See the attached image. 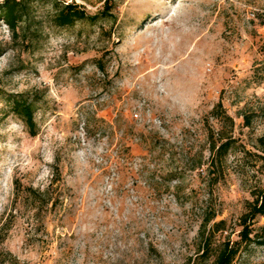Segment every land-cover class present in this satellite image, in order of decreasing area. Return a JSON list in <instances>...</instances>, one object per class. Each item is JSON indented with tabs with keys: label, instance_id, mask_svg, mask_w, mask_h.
<instances>
[{
	"label": "rangeland",
	"instance_id": "1",
	"mask_svg": "<svg viewBox=\"0 0 264 264\" xmlns=\"http://www.w3.org/2000/svg\"><path fill=\"white\" fill-rule=\"evenodd\" d=\"M66 4L94 19L58 26ZM30 5L17 35L0 20V264H192L208 215L215 246L241 241L264 188V0ZM252 230L237 264H264V216Z\"/></svg>",
	"mask_w": 264,
	"mask_h": 264
},
{
	"label": "trees",
	"instance_id": "2",
	"mask_svg": "<svg viewBox=\"0 0 264 264\" xmlns=\"http://www.w3.org/2000/svg\"><path fill=\"white\" fill-rule=\"evenodd\" d=\"M34 0H4L0 2V20H2L10 28L14 35L18 34V30L22 23H24L29 14L31 5ZM94 19L90 17L85 10L78 8L74 4H66L63 6L56 5L55 22L58 26L68 27L73 26L76 22ZM13 113L16 114L27 126L30 134L36 136L37 123L35 121V110L32 102L27 99H15L12 102ZM211 115L224 124L233 127L234 120L225 110L223 103L219 101L213 108ZM220 140V145L217 146L215 134L211 135V150L213 157L210 164L221 168L222 161L229 149L233 145V140L226 137L222 131L217 133ZM260 150L263 153L261 159L264 160V136L258 139ZM254 199L248 205V211L241 218L242 231L240 232L241 241L232 242L229 238L225 239L219 245H214V239L219 232H223L227 228L225 220L214 222V215H208L200 229V252L194 259L192 264H237L236 259L240 255L241 244L252 242L251 234L253 221L258 216H264V188H257L252 192ZM213 225L210 226V224ZM264 244V242H260Z\"/></svg>",
	"mask_w": 264,
	"mask_h": 264
}]
</instances>
